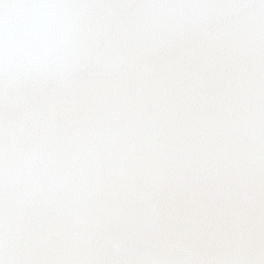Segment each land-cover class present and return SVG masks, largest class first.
Wrapping results in <instances>:
<instances>
[{
	"label": "snow or ice",
	"instance_id": "6c2138e0",
	"mask_svg": "<svg viewBox=\"0 0 264 264\" xmlns=\"http://www.w3.org/2000/svg\"><path fill=\"white\" fill-rule=\"evenodd\" d=\"M0 264H264V0H0Z\"/></svg>",
	"mask_w": 264,
	"mask_h": 264
}]
</instances>
